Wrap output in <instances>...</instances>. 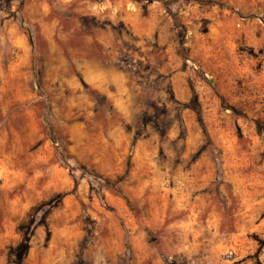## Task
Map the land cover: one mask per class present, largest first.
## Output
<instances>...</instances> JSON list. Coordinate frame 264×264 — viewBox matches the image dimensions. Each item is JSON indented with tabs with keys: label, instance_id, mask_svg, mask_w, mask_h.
I'll list each match as a JSON object with an SVG mask.
<instances>
[{
	"label": "rangeland",
	"instance_id": "rangeland-1",
	"mask_svg": "<svg viewBox=\"0 0 264 264\" xmlns=\"http://www.w3.org/2000/svg\"><path fill=\"white\" fill-rule=\"evenodd\" d=\"M0 264H264V0H0Z\"/></svg>",
	"mask_w": 264,
	"mask_h": 264
},
{
	"label": "trees",
	"instance_id": "trees-1",
	"mask_svg": "<svg viewBox=\"0 0 264 264\" xmlns=\"http://www.w3.org/2000/svg\"><path fill=\"white\" fill-rule=\"evenodd\" d=\"M185 61H186V63H188V64H192V63H191L189 60H187V59H186ZM195 67H196V66H195ZM203 77L206 78V79L208 78V77L206 76V74H203ZM56 150H58V149H56Z\"/></svg>",
	"mask_w": 264,
	"mask_h": 264
}]
</instances>
